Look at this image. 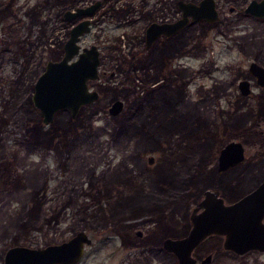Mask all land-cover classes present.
Segmentation results:
<instances>
[{"label": "rangeland", "instance_id": "374dc122", "mask_svg": "<svg viewBox=\"0 0 264 264\" xmlns=\"http://www.w3.org/2000/svg\"><path fill=\"white\" fill-rule=\"evenodd\" d=\"M93 1L0 0V264L11 246L44 247L77 231L91 238L77 264H171L155 245L182 230L202 190L242 195L264 173V98L235 93L264 50V25L228 12L237 0H221L220 22L177 34L175 50L164 42V65L161 49L144 50L141 0H109L80 44L99 45L100 71L115 75L90 82L98 100L76 116L64 109L43 123L30 96L46 61L61 56L71 26L62 14ZM117 99L124 107L112 115ZM230 140L245 148L236 184V171L217 172Z\"/></svg>", "mask_w": 264, "mask_h": 264}, {"label": "water", "instance_id": "95a60500", "mask_svg": "<svg viewBox=\"0 0 264 264\" xmlns=\"http://www.w3.org/2000/svg\"><path fill=\"white\" fill-rule=\"evenodd\" d=\"M98 4L95 1L85 7L67 9L62 17L66 22H72L78 17L90 16ZM178 7L182 10L180 19L170 24L152 23L147 27V44L161 33L169 35L183 27L188 18L193 21L204 19L208 22L218 19L215 0H200L198 3L179 1ZM244 11L264 17V0L249 2ZM89 24L90 21L85 19L70 28L68 38L62 45V56L58 60L46 61L44 70L33 85L31 102L38 109L45 124L52 123L54 115L64 109L74 117L81 106L90 104L99 97L98 92L90 90L87 83L98 76L99 52L95 45L80 47L79 44L81 37L90 30ZM250 69L259 78L264 72L262 67L254 63ZM241 84L245 85L246 82ZM121 109L122 101L119 99L108 107L112 115L118 114ZM243 159L242 143L229 141L220 150L218 170L223 171ZM148 162L151 163L152 158ZM203 195L199 205L204 209L194 216L196 219L190 233L182 239L167 241L166 248L176 251L179 264H194L190 257L192 247L210 233L225 234V248L239 253L249 249H264V240L253 235L264 215V180L253 191L228 205L216 197L214 191L208 189ZM90 243L91 238L84 231H77L67 240L44 247L15 245L5 251L2 264H77L85 247Z\"/></svg>", "mask_w": 264, "mask_h": 264}, {"label": "flooded vegetation", "instance_id": "af4514ba", "mask_svg": "<svg viewBox=\"0 0 264 264\" xmlns=\"http://www.w3.org/2000/svg\"><path fill=\"white\" fill-rule=\"evenodd\" d=\"M95 1H98L99 4L95 8L93 14L90 16L78 17L74 21L69 22V23H71L70 28L74 24H76L82 20L88 19L90 21L89 26L91 29L92 22L94 21L93 16H95V14L97 12L101 11L104 8V6L108 3L109 0H94L93 2H95ZM179 1H184V2L190 1V2H194V3H198L200 0H198V1H192V0H157V1H155V3L158 2V5L151 3L148 0H141L142 6H143V9L141 11V16L146 21V22H144V25H143V36H142L143 47H144L145 52L153 50L154 48H159V50L161 49V51H160V55L162 56V59H161L162 64L161 65H164V63H165V61L163 59L168 58L167 56H169L165 52L166 50L163 47L164 42H165V45L166 46L168 45L169 48L172 50L174 48L170 47L171 46L170 40L173 39L175 36H177V34L182 32L183 30L188 28L191 24L199 23V22L214 24V23L220 22L222 20V12L220 9L221 0H215V8L217 10V16H218V19H216L215 21L208 22L204 19L198 20V21H193L191 18H188V21L185 23V25L183 27L179 28L178 30H176L173 33H170L169 35L165 34V33H161L157 37H155V39H153L149 44H147L146 30L150 24H152V23L170 24V23H173L182 17V10L178 7ZM240 1H242V3L239 4ZM251 1H253V0H237L236 3H238V4H236V6L229 5L227 10L230 13L237 14L236 19H239V20L240 19H246V20H250L253 23L264 25V17L254 16V15L249 14V13L244 11L246 6ZM255 1H260V0H255ZM93 2H91L89 4H92ZM89 4H87V5H89ZM87 5L77 6V7H85ZM77 7H75V8H77ZM130 7L131 6L129 4L125 5V9L122 10L120 13L122 14L124 12H128ZM67 9H69V8H67ZM74 9H71V10H74ZM128 20L130 22H133L134 18L131 17ZM89 32H90V30L87 33H89ZM82 37H81V39H82ZM81 39H80V41H81ZM80 41H79V44H80ZM91 45H95L97 47L98 52H99L98 76L96 79L90 80L87 83H88V87L90 90L97 91L96 89L90 88V82L98 80L101 75H107L108 74L109 76L112 77L115 75L116 71L115 70H113L111 72H107L106 70L100 71V69H99L100 64H101L100 46L97 44H91ZM80 47H89V46H81V44H80ZM263 48H264V46H263ZM62 54H63V50L61 51V56H62ZM60 57L58 59H60ZM58 59H55V60H58ZM253 63L264 69V50H260L258 52L257 56H255L254 59H252L248 62L247 69L245 67L242 68L244 75L242 77H240L236 82L235 93H236L237 97H243V98L251 97L252 95L255 94L254 89H258L257 93L260 94L261 97L263 96V98H264V72L261 73V78H259L256 75V73H254V71L252 69H250L251 64H253ZM170 73H169L168 77H171ZM166 78H167V76L161 78L160 81L158 80L157 85H160L159 82H161V81L163 82V80ZM242 82H246V84L245 85L241 84ZM222 92H224V90ZM223 95H225V94L223 93L222 95H219V96H223ZM95 102H96V100H95ZM92 103H94V102H92ZM123 107H124V105L122 102V109L120 112H122ZM230 141H236V140H230ZM219 153H220V151H219ZM218 156H219V154L217 155V159H218ZM149 158H152V162L154 161L153 156H148L147 161ZM244 158H245V148H244ZM243 161H244V159H243ZM242 162L237 163L236 165L230 166V167L224 169L223 171H219L218 165H217V172L220 174V176L224 177V175L226 173H228L229 171H231V170L236 171L237 175H234V181H233V184H236L240 174H239V170H235V169ZM254 171L257 172L256 169ZM263 180H264V173L259 176V178L255 181L254 185L251 187V189L249 191L245 192L242 195L237 192L233 197H229V198L225 197L222 190H220L219 188H205L204 190H202L200 199L198 201H196V203L193 206H191L189 212L187 213L185 225L183 226L182 230L180 232L171 231L172 233L163 237L160 240V243L155 245L156 248L154 249V251L157 252L158 254L167 255L171 260V264H179V260H178V256H177L176 251L166 248V245L168 243L167 241L182 239L190 233L191 229H193L194 221L196 219V217H194V216L201 213L202 210L204 209L203 206L199 205L200 201L204 197V195H203L204 192L208 189L216 192V197L221 198L223 200V203L228 205V204L236 202L237 200H239L244 195L253 191L255 188H257L260 185V183ZM164 212H167V211H161V213H164ZM236 231H237V228H236ZM239 232H240V229H239ZM238 234L240 235V233H238ZM135 235L138 238H141L143 236L142 230L136 229ZM253 235L256 238L264 240V215L260 219V226L255 229V232ZM224 241H225V234L210 233V234L205 235L198 243H196L192 247V249L190 251V257L193 259L194 264H224V256H226V255L233 259V261H234L233 264H251V263L254 264L258 260V256H261L262 254H264V249L263 250L249 249L243 253H239V252L234 251L232 249L225 248ZM149 250H151V249H149ZM260 264H263V263H260Z\"/></svg>", "mask_w": 264, "mask_h": 264}, {"label": "trees", "instance_id": "16d2710c", "mask_svg": "<svg viewBox=\"0 0 264 264\" xmlns=\"http://www.w3.org/2000/svg\"><path fill=\"white\" fill-rule=\"evenodd\" d=\"M118 135V134H117ZM117 135H116V137H117ZM120 135V134H119Z\"/></svg>", "mask_w": 264, "mask_h": 264}]
</instances>
